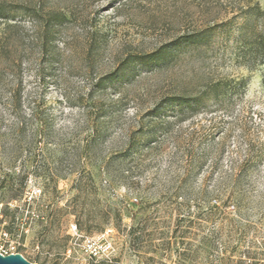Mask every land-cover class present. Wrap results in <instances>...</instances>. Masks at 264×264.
I'll return each mask as SVG.
<instances>
[{
  "label": "rangeland",
  "instance_id": "obj_1",
  "mask_svg": "<svg viewBox=\"0 0 264 264\" xmlns=\"http://www.w3.org/2000/svg\"><path fill=\"white\" fill-rule=\"evenodd\" d=\"M0 6V252L264 264V0Z\"/></svg>",
  "mask_w": 264,
  "mask_h": 264
},
{
  "label": "trees",
  "instance_id": "obj_2",
  "mask_svg": "<svg viewBox=\"0 0 264 264\" xmlns=\"http://www.w3.org/2000/svg\"><path fill=\"white\" fill-rule=\"evenodd\" d=\"M14 9H22V7L21 6H16V8H14ZM24 12L26 14H29L31 17H33V19H42V16L36 10H27V8H24ZM49 14L52 15V16H55V17H56V15H60L62 18H60V16H59V18H57V19H59V21H61L60 19L64 18V14L63 13H59V12H56V11H51V12H49ZM0 18H4V19L7 18V16L4 14V9H3L2 6H0ZM205 32H206L205 30L202 31V33H205ZM183 43H185V44L196 43V36H194V35L187 36L183 40ZM177 101H180V100H177ZM182 103L185 104L187 102H182Z\"/></svg>",
  "mask_w": 264,
  "mask_h": 264
},
{
  "label": "built area",
  "instance_id": "obj_3",
  "mask_svg": "<svg viewBox=\"0 0 264 264\" xmlns=\"http://www.w3.org/2000/svg\"><path fill=\"white\" fill-rule=\"evenodd\" d=\"M110 249H111V246L108 243V241L93 240L91 249L89 251V258L92 260H95L100 256L108 257L110 253Z\"/></svg>",
  "mask_w": 264,
  "mask_h": 264
},
{
  "label": "water",
  "instance_id": "obj_4",
  "mask_svg": "<svg viewBox=\"0 0 264 264\" xmlns=\"http://www.w3.org/2000/svg\"><path fill=\"white\" fill-rule=\"evenodd\" d=\"M0 264H38L29 261L21 253L3 254L0 252Z\"/></svg>",
  "mask_w": 264,
  "mask_h": 264
}]
</instances>
